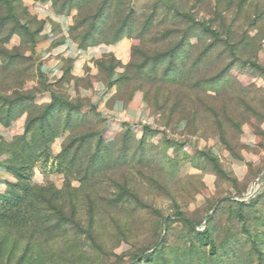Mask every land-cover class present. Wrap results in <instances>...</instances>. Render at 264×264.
I'll use <instances>...</instances> for the list:
<instances>
[{"label": "rangeland", "instance_id": "374dc122", "mask_svg": "<svg viewBox=\"0 0 264 264\" xmlns=\"http://www.w3.org/2000/svg\"><path fill=\"white\" fill-rule=\"evenodd\" d=\"M51 3L83 49L124 55L97 78L147 119L107 129L70 76L46 80L40 22L0 0V204L22 200L0 220V264H264V133L241 142L264 121V0Z\"/></svg>", "mask_w": 264, "mask_h": 264}, {"label": "crops", "instance_id": "0c3cea01", "mask_svg": "<svg viewBox=\"0 0 264 264\" xmlns=\"http://www.w3.org/2000/svg\"><path fill=\"white\" fill-rule=\"evenodd\" d=\"M24 3L36 20L42 23L34 49L39 72L46 80L52 83L60 82L67 71L71 82L66 83L65 87L70 98L88 100L101 115V121L107 129L122 130L126 125L145 123L147 117L140 101L126 105L115 97L114 89H107L104 81L97 78L95 62L108 52L114 53L118 59H124L122 53L113 47L80 48L69 34L71 18L57 13L51 0H24ZM74 81H88L90 85H74ZM48 100V95L42 96V101ZM260 129L264 133V121ZM8 133L11 131L0 124V138H4ZM241 142L250 149L257 147L258 144L256 136L249 129L244 130ZM1 170L0 174H3Z\"/></svg>", "mask_w": 264, "mask_h": 264}, {"label": "trees", "instance_id": "16d2710c", "mask_svg": "<svg viewBox=\"0 0 264 264\" xmlns=\"http://www.w3.org/2000/svg\"><path fill=\"white\" fill-rule=\"evenodd\" d=\"M55 10V9H54ZM56 11V10H55ZM57 12V11H56ZM57 13H59V14H63L61 11H58ZM201 27H202V30L205 32V33H207V34H209V35H211L212 36V38L214 39V41H216V42H219V41H221L220 40V38H219V35H218V33L215 31V30H212V29H210L209 27H207V26H203V25H201ZM41 28H42V23L40 22V26H39V28L35 31V33H34V38H35V42H36V40H37V36H38V33L40 32V30H41ZM74 31V28L73 27H70L69 28V34H70V37H71V34H72V32ZM71 39L75 42L76 40L75 39H73L72 37H71ZM34 42V43H35ZM78 43V42H77ZM83 43H79V44H77L80 48H82L83 49ZM35 45V44H34ZM1 53V52H0ZM66 76H69L68 75V72L66 71V73L64 74V77L62 78V80L61 81H63L64 80V78L66 77ZM71 79V78H70ZM110 79H111V77H110ZM128 78H125L122 82L123 83H126L128 80H127ZM60 81V82H61ZM110 83V82H109ZM107 84V85H109L110 86V84ZM120 91V97L121 96H124V93H122L121 92V90H119ZM120 97H118V99L119 100H122V99H120ZM92 108H95V107H93L92 106ZM256 137L257 136H262L263 135V132L261 131V130H255L254 132H252ZM0 169H2V170H7V167H5L3 164H0ZM22 203V200H21V198L20 197H15V196H12V197H10V198H5V199H2L1 200V204H0V212L2 213L1 215H0V220H2V221H12L13 219H14V217H15V215H16V211L18 210V207H19V205ZM242 206V205H241ZM180 218H181V220L183 221V222H187L186 221V219H184L183 217H181L180 216ZM238 221H241L242 220V217L238 214ZM196 238H197V240L199 241V242H201V243H204L205 245H210L211 244V239H210V236H209V233L206 231V230H204L203 232H201V233H198L197 235H196ZM151 256L150 255H147L146 256V258H150Z\"/></svg>", "mask_w": 264, "mask_h": 264}]
</instances>
